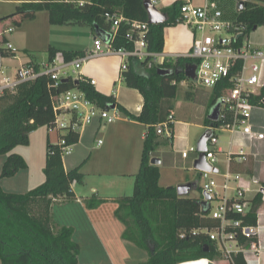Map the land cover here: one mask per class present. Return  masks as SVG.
<instances>
[{
	"label": "trees",
	"instance_id": "trees-1",
	"mask_svg": "<svg viewBox=\"0 0 264 264\" xmlns=\"http://www.w3.org/2000/svg\"><path fill=\"white\" fill-rule=\"evenodd\" d=\"M242 1L244 7L241 9L239 6L236 23L247 35L264 26V0ZM184 5L185 2L176 1L170 8L162 11L168 15L167 23L150 25L145 36L150 52H164L166 29L182 24L181 8ZM43 11L49 14V22L53 26L98 27L104 32H111L113 25L107 19L108 14L123 17L130 22H148L144 0H91L84 4L64 0H39L22 4L17 8L15 16ZM130 31V24H120L113 41L116 49H133L131 40L136 38V34L131 37ZM58 53L60 51L54 48L49 49L50 58ZM61 53L67 61L80 57L79 52ZM12 55L11 51L6 50H1L0 53V57L5 59ZM150 61L139 62L132 59L128 70L123 72L125 85L139 91L144 105L138 116L122 106L117 107L126 117L148 128L140 169L135 176L133 195L118 200L119 207L115 215L126 227L123 239L148 253V260L140 264H183L213 259L215 247L207 234L200 233L204 229L214 230L219 226V222L210 216L209 204L188 196L180 197L174 187H160L159 166L151 164L152 155L159 146L157 126L169 122V118L173 116L171 101L177 96L178 85L188 80L185 68L195 62L191 58L179 57L173 63L149 66ZM159 69L171 73L160 75ZM70 89L84 92L89 100L102 109L116 104L113 96L100 93L86 79H81L79 86L70 82L54 88L52 81L46 76L20 85L15 93L6 91L0 96V156L8 155L0 179L12 178L28 168L25 159L12 151L18 146H29L30 135L40 127H54L53 99ZM219 95V91L215 90L213 97ZM215 98L211 105L214 109L218 106ZM250 102L255 107H264V88L259 96L251 97ZM230 123L229 118L221 119L220 114L216 120L209 117L205 121V125L215 131L224 129ZM169 125L172 131L173 122ZM61 137L69 144L79 141L78 133L62 134ZM169 141L173 142V133ZM44 175L45 182L26 194L8 193L0 186L2 264H79L82 248L73 239L75 230L65 226L55 228L51 207L57 201H75L77 198L73 186L82 185L84 175L80 168L66 171L60 149L50 142ZM259 198L260 195L256 197ZM104 203V200L94 197L86 201V207L96 209ZM229 217L242 220L245 225L257 224L255 212H250L245 217L233 214ZM241 242L244 243L245 240L242 239ZM233 264H247L244 255H235Z\"/></svg>",
	"mask_w": 264,
	"mask_h": 264
},
{
	"label": "built area",
	"instance_id": "built-area-1",
	"mask_svg": "<svg viewBox=\"0 0 264 264\" xmlns=\"http://www.w3.org/2000/svg\"><path fill=\"white\" fill-rule=\"evenodd\" d=\"M154 6L157 0H149ZM107 19L112 25V35L109 42L105 43L101 38L94 41V49L86 52L83 56L68 62L62 53H58L50 61L37 64L36 62H22L19 59L18 51L5 37L13 33L12 28L3 29L0 32V53L1 50L11 51V58L18 59L19 66L13 76L5 73L4 60L0 57V96L6 91L15 93L18 87L27 82H33L41 76L48 77L54 88H59L63 79L81 80L80 70L83 65L93 59L118 56L122 59L121 70L127 71L130 60L139 62L148 59L161 60L165 62L162 54L152 53L148 50L145 36L149 32L150 25L141 22H130L123 17H116L108 14ZM182 24L189 27L194 33V41L191 51L186 58L196 61V82L201 86L218 90L220 95L217 104L221 108L220 118L230 119L231 123L224 129L233 133H242L250 142L264 140V134L254 131L251 125L252 112L255 106L250 102L251 97L259 96L264 88V51L256 48L249 42H245L246 34L244 29L236 22H229L224 19L223 12L217 4L208 3L203 6L185 4L181 8ZM130 24V36L136 34L132 39L133 49H116L113 41L116 38L117 30L121 23ZM251 65L248 66V63ZM77 75V78H73ZM95 86L96 82L90 80ZM55 124L51 130L61 133H78L80 136L86 128L94 123L96 119H101L105 124H112L120 118V112L115 108L101 109L96 103L87 98L80 90H67L57 95L53 99ZM173 122V117L169 122L157 126L158 135H171L169 123ZM60 151L62 158L71 156L76 144H69L66 139L60 137L55 144ZM102 141L98 142V147ZM218 139L213 138L208 143L206 155L208 163L215 168L216 155L212 148H216ZM197 152V148L191 147L183 152V157L187 158L189 153ZM233 158L232 155L229 156ZM246 154L241 151L234 159L239 162L246 160ZM204 174V173H203ZM213 174V173H208ZM228 179V177L226 178ZM219 186L212 180L203 188V193L208 194L212 201L218 197ZM228 190L227 183L223 186ZM206 200V199H205ZM249 204L245 200V192L237 190L234 199L226 197L216 209L210 207V216L219 221L220 225L214 230L204 229L200 233L208 235L211 242L222 246L221 252L226 259H232L233 254L242 252L244 254H257L260 251L256 241L259 230L257 226L245 225L242 220L230 218V215L247 216ZM183 237V236H182ZM248 241L249 246H245L240 241ZM199 262L209 261L203 260Z\"/></svg>",
	"mask_w": 264,
	"mask_h": 264
},
{
	"label": "rangeland",
	"instance_id": "rangeland-1",
	"mask_svg": "<svg viewBox=\"0 0 264 264\" xmlns=\"http://www.w3.org/2000/svg\"><path fill=\"white\" fill-rule=\"evenodd\" d=\"M37 1L39 0H0V32L3 29L8 28H12L14 30L12 34L7 35L5 38L9 40L10 43L17 49L18 56L21 61L28 58L36 61H45L49 57V49L51 47H56L58 49L61 47H78L79 49H86L94 44V40L96 38H94V32L89 26H53L49 22V14L45 11L38 12L36 14L27 13L15 16L19 6L24 3H33ZM71 1H84L89 3L91 0ZM239 5L240 0H223V5L220 6V9L226 15L227 20L230 22H236ZM156 8L160 10V6L158 4L156 5ZM254 33H256L255 36H257L259 40L264 43V26H261L257 32L252 31L248 33L244 41L253 44L250 40V36ZM98 34L99 33L96 35ZM257 47L264 50V44L258 45ZM194 62L196 61L194 60ZM250 65L251 62L248 63V66ZM18 66V59L8 58L4 60V68H6L5 73L8 76H14L16 73L15 70ZM72 77L77 78L78 76L72 74ZM115 79L116 82L112 85V87L115 91L119 90V97L123 105H132L135 107L142 103L141 95L138 91L128 88L123 82H119L118 77ZM192 88L210 92L209 89L201 86L196 82V80L188 79L178 85L177 96L171 101L174 108L173 130L171 132L174 133L175 147L173 148L172 145H164L165 147L162 150L166 153V155L158 154L157 151H155L154 156L155 158L160 157L164 159V163L159 168L161 174L159 184L160 187L166 189L171 187L177 188L180 185L196 183L199 188L194 189L188 197L195 198L203 202L205 198L203 193L204 186L214 180L217 185L221 187L223 179L219 174L204 173L201 175L198 170H195L194 163L199 156L198 152L189 153V158L185 159L182 155L183 151H181V153L175 151L181 146V144H185V149L187 150L191 147L197 148L199 139L206 131L203 127L201 128L200 126L188 125L185 123L193 121L196 122L202 114L203 109H207V107L198 106L194 100L187 99L186 94L188 91H191ZM213 108L214 107L210 106L209 112H211ZM122 117L121 121H117L113 125H108L107 130L101 129L96 138H92L90 142L92 151L95 148V144L99 140L108 143L110 129L114 125L115 127L121 126V124H123L122 121L125 118L124 116ZM56 131V129L50 130L48 127H40L30 135L29 146H18L12 151V153L19 154L25 159L28 168L22 170L15 178L0 179V186L5 192L26 194L44 183V168L46 165L47 147L49 142L48 137L49 135L51 136L50 143H56ZM216 134L219 136L220 142H227L231 137V134L227 131L218 130ZM165 140L166 138L161 136L159 141L165 142ZM133 147H135L134 150L137 154V162H139L140 155L142 154L141 152H143L144 142H141L140 140L138 128ZM212 149L217 155H219L220 159V162L215 165L221 169L222 174L227 173V169L225 167L226 164L224 163L227 159L226 156L224 154H218L215 147ZM115 150L116 153L112 156L113 159H120L126 156V148L123 143L118 144ZM129 150H131V148H129ZM78 154V151H75L74 155L68 156L64 159L67 168H69L71 163L78 157ZM7 157L8 155L0 156V176ZM139 166L137 170L133 171H139ZM82 172L84 173V183L93 182L95 184L99 183L102 186L109 187L112 182H114L115 185L120 182L119 185L123 186L122 189H124L123 192H121L122 195L133 194L132 183H134V179H130V177H127L124 180L119 179L118 181L114 179V181L113 179H109L107 176L99 178L87 172ZM23 185L25 186L23 187ZM84 185L85 184L77 186V191L80 195L79 198H84L86 193L85 188L83 187ZM229 185L231 188H237L239 186L238 182L234 181H231ZM26 187H28L29 190L23 192L22 190L26 189ZM15 190H19L21 193H16ZM216 191L218 192V196L223 195L220 188L216 189ZM233 195L234 192L230 191L228 192L227 197L231 198ZM73 202L75 201H64L55 204L54 212L58 218L64 219L65 222L76 227L77 232L75 234V240L82 247L80 254L81 264H140L141 262L148 260L149 255L147 252L128 245L123 241L122 234L124 226L115 217V208L113 210V205H111V203H106V205H104L98 213L102 221L101 225L103 227H101L99 226L100 224H98L96 218L93 217V213H90V217L89 215L86 217L84 213H80V208ZM219 204L220 200L216 198L212 202L214 209H216ZM89 221H92V224H89ZM87 225L93 227L94 230L92 229L87 231ZM95 230L98 231L99 234L101 233V235L102 233L106 234L107 238H104L105 240L103 239L106 244L105 248L100 245L102 237H99L100 235L97 234ZM102 230H104V232H102Z\"/></svg>",
	"mask_w": 264,
	"mask_h": 264
},
{
	"label": "crops",
	"instance_id": "crops-1",
	"mask_svg": "<svg viewBox=\"0 0 264 264\" xmlns=\"http://www.w3.org/2000/svg\"><path fill=\"white\" fill-rule=\"evenodd\" d=\"M64 1L70 2V3H76V4L86 3L84 1H76V2H73L71 0H64ZM176 1H178V0H157V4L160 6V11L162 12L163 10L170 8ZM181 1L185 2V4H192L194 6H203V5L208 4V3L209 4L215 3L219 7V9H220V6L223 5V0H181ZM241 2H242V0H241ZM223 15H224V19L226 21H229L226 19V15L224 13H223ZM259 28L255 32H257L259 30ZM91 29L94 32L93 33L94 38H96V39L101 38L102 40H104V42H106V43H107V41L109 42L110 36L112 35V29H111V32H104L101 29H99L98 27H91ZM97 33H99V34L96 35ZM255 34L256 33H254L252 36H250V40L253 43L252 45L255 44L254 46L256 48H258L257 47L258 45H263L264 43H262L259 40V38L257 36H255ZM97 36H99V37H97ZM103 37L106 38L107 40H105ZM193 41H194V33L186 25L180 24L176 27L167 28L166 34H165V50L163 53H156V54L164 55L165 62L161 63L160 62L161 60L157 61V60L150 59L151 61L149 63V66L161 65V64L170 63V62L173 63L179 57L186 58L191 51ZM51 48H54V49L60 51V53L64 52V51L79 52L80 57H81L86 52L93 50L94 44L91 45L90 47H87L86 49H79L78 47H61L59 49L56 47H51ZM258 49H260V48H258ZM51 59L52 58H50V56L45 61H36V60H31L28 58V59H23L22 62L33 61V62H36L37 64H41V63L48 62ZM71 61H73V60H71ZM68 62H70V61H68ZM194 64L196 65V62ZM121 65H122V59L120 57L108 56V57H101V58H96V59L90 60V61L86 62L83 65L82 69L80 70V73L82 75V79H86L89 82H90V80H94L96 82V85L94 87L96 88L97 91H99L100 93H102L106 96H113L114 97V99L116 100V104H112L107 109L112 110L111 107L113 105L115 106V108L120 112V118L117 121H121L123 118L122 116H124L125 118L122 121L123 124H121V126H119V127L118 126L115 127V125L112 126V128L110 129L109 137H108V143H105L104 141L99 140V141H102V145L98 147V142H99L98 141L95 144V148L93 151L91 149V143H90L92 138L95 139L96 136L99 134L101 129L107 130L108 125H113L117 121L112 123V124H105V122L103 120L98 118L94 121V123L92 125L88 126L86 128L85 132L82 134V136L79 135L78 143H73V144H76V146L74 148V152L78 151L79 154H78V157L71 163L69 168H67V166L65 165V160H64L65 158H63L66 171H70V170H73L75 168H80V172L83 175H84V173L82 171H84L85 173L87 172L89 174H92V175L99 177V178L107 176V177H109V179H113V180L116 179L117 181L119 179L124 180L125 178L130 177V179H134V183H135V176L137 175V173L139 171L136 172L133 170H137L139 164L141 165V157H142V154H141L140 155V161H139L140 163L137 162V154L135 153L136 151L134 150L135 147H133V144L135 143L136 131L138 128L139 134H140V140H141V142L142 141L144 142L145 134H146L148 127L144 124L137 122V121L129 119L117 107V106H122L131 114L138 116V115H140L142 108H143V105H144V99H143L142 95L139 93V91H138V93L141 95V102H142L141 104L133 107L132 105H130V106L126 105L125 106L121 103V99L119 97V90L115 91L114 88L112 87V85L116 82L115 78H117V77H118L119 82L124 83ZM69 80H70V82H73V83H74V81H76V80L72 81L71 79H69ZM70 90H79V89H70ZM192 90H194V91H192ZM209 90H210V92L192 88L191 91H188L186 94V97L188 95L192 96L191 98L187 97V99L194 100L198 104V106H203L205 108L207 107V109H203L202 114L200 115V117L197 119L196 122L193 121V122H185V123H187L188 125L200 126L201 128L203 127L206 129V131L212 127H207L205 125V121L207 118L210 117V115L215 110L214 109L215 107H214L212 109V111L209 112V108L212 105L213 98H215V97H213L215 90H212V89H209ZM218 97L219 96H217L215 98L216 106L218 105L217 104V98ZM173 112H174V108H173ZM220 113H221V108H220ZM173 121H174V117H173ZM179 122H183V121H179ZM202 122H204V123H202ZM251 125L253 126L255 132L264 134V107H255L253 109L252 117H251ZM133 131H134V133H133ZM217 131L218 130L215 131L213 129V134H214V132L216 133ZM221 131L229 132L231 134V137L227 142H220L219 136L217 134L215 136L218 139V145L216 147L217 153L218 154H224L227 158L224 162L226 164L225 167L227 169V173L222 174L221 169L215 165L216 166L215 168L218 169V173H213V174H219L220 177L223 179L221 187H219L221 192L223 193V195L216 197V199L220 200V203L222 202L223 198H225V197L227 199L232 200L235 198L238 189L243 190L245 192V200L249 204V209H248L247 215L250 212H255V214L257 216V224L252 225V226H257V228L259 230V234H258V237L256 239V241L258 242L259 247H260L259 253H257L255 255V254H251V253L244 254L242 252H237V253L233 254V257L239 253H242L245 257L247 264H264V140H256L254 142H250L246 138V136H244L242 133H233V132L226 130V129H221ZM62 134H67V133H61V132L56 131L57 142L59 141ZM171 135H172V132H171ZM161 136H164L166 138V140H165V142L159 141V146H158L156 151L158 154L166 155V153L162 149L165 147L164 145H172L173 148L175 147L174 133H173V142L169 141L170 136L160 135V138H161ZM48 138H49V142H50L51 136L49 135ZM160 138H159V140H160ZM121 143H123L124 147L126 148V154H125L126 156L124 158H120V159H113L112 156L116 153L115 148L118 146V144H121ZM51 144H55V143H51ZM129 148H131V150H129ZM186 150L187 149H185V144H181V146L179 148H177L175 151L181 153V151L184 152ZM241 151H243L247 157L246 160L243 162H239L238 160L234 159ZM74 152L72 155H74ZM183 152H182V155H183ZM154 154L155 153H153V155H152V159L155 158ZM198 155H199V153H198ZM215 155H216V163L215 164H217L220 162V159H219V155H217L216 153H215ZM230 155L233 156L232 159H230V157H229ZM187 158H189V155ZM187 158H185V159H187ZM198 158H199V156H198ZM156 159L161 160V164L158 165L160 168V166L164 163V159L160 158V157L156 158ZM139 169H140V166H139ZM18 174H16L12 178H15ZM227 177H228V179H226ZM231 181L238 182L239 186L237 188H233V187L231 188L229 185V183ZM119 183L115 185L114 182H112L109 185V187L108 186H102L99 183L95 184L93 182L83 183V184H85L83 187L85 188L86 193L84 195V198L80 197L81 199L79 198L80 195L77 191L78 190L77 186L79 184H75L73 186V191H74L77 199L73 203L76 204L80 208V213H84V215H86V217L88 215L90 217V215H91L90 213H93L92 215H93V217L96 218V220L98 221V224H100L99 226L103 227L101 225L102 221H101V218H100L98 213L104 207V205H106V203H111V205H113V210L115 208V211H114V215H115V212L119 207L118 200L121 198H124V197H130L133 195V194L132 195H122L121 192H123L124 189H122L123 186L119 185ZM134 183H132L133 184L132 185L133 191H134ZM226 183L229 187L228 190H224V188H223V186ZM24 186L25 185H23V187ZM109 189H111V190H109ZM128 189H129V187H128ZM194 189H196V188H194ZM26 190H29L28 187H26V189H24L22 191L26 192ZM230 191L234 192V195L231 198L227 197V194ZM15 192L21 193V191H19V190L18 191L15 190ZM258 195H260V198L256 199V197ZM94 197L97 199L104 200L105 203L96 209H88L86 207V201H88ZM61 202L62 201L54 202V204L51 207V218H52L53 226L55 228L64 227V226L74 228L75 233H74L73 239L76 242V240H75V234L77 232L76 227H74L73 225H70L69 223L65 222L64 219H60L55 215V212H54L55 204L61 203ZM203 202L206 204H209V207L213 208L212 203L206 202L205 198H204ZM115 217H116V215H115ZM90 223L92 224V221H89V224ZM219 225H220V223H219ZM123 226H124V231H123V234H124L126 227L124 224H123ZM92 229H93V227H90L89 225L86 226L87 231L92 230ZM96 232H97V234H99L98 231H96ZM102 232H104V230H102ZM123 234H122V239H123ZM99 235H100L99 237H102L100 240L101 241L100 245L105 248L106 244H105V241H103V239L107 238V236L105 233H102V235L100 233ZM123 241L125 243H127L128 245H131V246L137 248L132 243H130L124 239H123ZM212 244L215 247V257L213 259H201L199 261L207 260L210 262V264H233V257L230 260V259H226L223 256V253L221 252L222 246H219V244H217L215 242H212ZM242 244H244L247 247L249 246V243L246 240ZM199 261L188 262L187 264H206V262H199ZM1 264H2V262H1ZM79 264H81L80 256H79Z\"/></svg>",
	"mask_w": 264,
	"mask_h": 264
},
{
	"label": "water",
	"instance_id": "water-1",
	"mask_svg": "<svg viewBox=\"0 0 264 264\" xmlns=\"http://www.w3.org/2000/svg\"><path fill=\"white\" fill-rule=\"evenodd\" d=\"M144 7L147 11L148 14V23L150 25H162L168 22L169 18L166 13L161 12L154 6L149 0H144ZM244 7L243 1L240 3V8L242 9ZM104 38V37H103ZM107 40L106 38H104ZM196 69L197 66L195 64H190L185 68V75L187 78L191 80L196 79ZM171 71L165 70V69H159V74L160 75H168L170 74ZM63 84H68L70 83L69 79H64L62 81ZM80 81L76 80L74 81L75 86H79ZM112 110L115 109V106L113 105L111 107ZM219 112H220V106L218 105L217 108L213 111L211 114L210 118L213 120L218 119L219 117ZM213 129L209 128L203 136L200 138L198 144H197V152L199 153V158L195 161L194 163V168L195 170H198L201 174L203 173H218V169L212 168V166L208 163L206 155L208 152V143L209 141L213 138ZM151 164L154 166H158L161 164L160 159H152ZM197 184H185V185H180L177 187V193L180 197H186L190 194V192L196 188ZM206 202L210 201L211 198L208 196V194H204Z\"/></svg>",
	"mask_w": 264,
	"mask_h": 264
},
{
	"label": "bare ground",
	"instance_id": "bare-ground-1",
	"mask_svg": "<svg viewBox=\"0 0 264 264\" xmlns=\"http://www.w3.org/2000/svg\"><path fill=\"white\" fill-rule=\"evenodd\" d=\"M184 264H187V263H184Z\"/></svg>",
	"mask_w": 264,
	"mask_h": 264
}]
</instances>
